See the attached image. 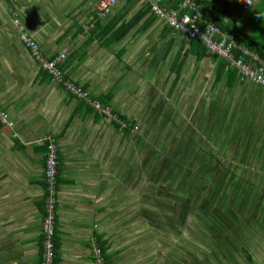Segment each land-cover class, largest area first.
Segmentation results:
<instances>
[{
	"label": "crops",
	"instance_id": "crops-1",
	"mask_svg": "<svg viewBox=\"0 0 264 264\" xmlns=\"http://www.w3.org/2000/svg\"><path fill=\"white\" fill-rule=\"evenodd\" d=\"M156 1L165 14L187 10L177 8L179 0ZM206 1L229 24L232 36L222 32L239 46L236 56L244 50L245 62L263 60L264 0ZM99 2L0 0V111L10 121L0 117V264L41 262L46 184L40 141L45 135H52L59 149L57 264H96L91 244L100 247L99 236L110 245L113 264H123L131 254L128 245L116 247L115 235L123 236L128 223L114 227L112 222L130 210L132 135L139 136L146 126L160 128L163 120L155 124L154 118H163L173 106L192 110L197 100L208 111L210 100L212 106L219 104L248 87L231 64L237 74L229 85L230 67L222 71L225 59L182 36L141 0H117L104 17L97 15ZM20 25L44 57L66 54L64 75L114 113L135 121L136 129L127 134L53 82L23 44ZM124 25L129 30L117 40ZM242 38L255 49L239 45ZM256 85L235 98L249 96L256 110H264V89ZM258 138L249 137L248 147L252 143L260 151ZM247 142L239 151L242 158ZM260 167L257 172H264Z\"/></svg>",
	"mask_w": 264,
	"mask_h": 264
},
{
	"label": "rangeland",
	"instance_id": "rangeland-1",
	"mask_svg": "<svg viewBox=\"0 0 264 264\" xmlns=\"http://www.w3.org/2000/svg\"><path fill=\"white\" fill-rule=\"evenodd\" d=\"M245 91L208 111L173 106L160 128L132 135L130 210L112 222L128 223L115 235L131 254L123 264H264V110L235 98Z\"/></svg>",
	"mask_w": 264,
	"mask_h": 264
},
{
	"label": "built area",
	"instance_id": "built-area-1",
	"mask_svg": "<svg viewBox=\"0 0 264 264\" xmlns=\"http://www.w3.org/2000/svg\"><path fill=\"white\" fill-rule=\"evenodd\" d=\"M150 10L156 15L163 17L167 24L178 31L182 36L196 39L200 41L209 51L217 56L225 59L228 64L235 66L239 70V79L243 82H251L261 86L264 89V59L256 64L245 62L244 53L237 57L234 49H239L237 43L232 41V38L226 36L222 30L217 27L211 20L203 17L199 4L192 0H182L181 8L186 12L173 11L165 14L160 7L159 1L156 0H141ZM117 0H100L97 5V15L104 17L108 15ZM21 33L20 38L23 44L31 51L32 55L41 64L42 70L47 72L51 80L55 83H61L67 92L74 97L82 98L101 116L110 118L121 126L122 129L131 128V124L120 118L113 112V109L108 105H103L99 100L90 97L89 93L82 89L71 79L65 77L61 64L66 60V54H60L53 58H46L40 52L39 45L35 39L25 32L23 26H19ZM242 50V48H241ZM252 59V57L250 56ZM0 117L5 123H10L8 115L4 111H0ZM41 144L46 145L45 150V169L44 177L46 184V203L45 215L42 224L43 248L40 264H54L55 251V234H56V207L58 202L57 176L59 166V149L56 139L52 135H45L41 139ZM93 249L96 264H111L108 263L101 248L93 241L91 244Z\"/></svg>",
	"mask_w": 264,
	"mask_h": 264
},
{
	"label": "trees",
	"instance_id": "trees-1",
	"mask_svg": "<svg viewBox=\"0 0 264 264\" xmlns=\"http://www.w3.org/2000/svg\"><path fill=\"white\" fill-rule=\"evenodd\" d=\"M135 1V0H133ZM166 0H162L163 4L165 3ZM195 2H197L200 7H201V11L203 13V16L206 17L208 20H211L213 21V23L219 27L222 31L224 32H229V35L232 36L231 34V31L230 28H229V24L227 25L223 19V15L221 13V17L220 15L217 14L216 12V8L217 6L214 5V3H212L211 1H204V0H194ZM182 3V0H179L178 3H176V6H178L177 8H179V6L181 5ZM146 10H150V8L148 7ZM208 13V14H207ZM118 24V23H117ZM122 27H125L123 28V32H120L119 35L117 36V40H119V38H121L123 36V34L129 30V28L127 26H122ZM121 30V31H122ZM235 36V35H233ZM191 41L193 42H198L200 46H203L206 50L207 48L198 40L196 39H190ZM239 45H242V44H245L246 46L250 47L251 49H255V46L252 45L248 40H246L245 38H242L241 41L238 42ZM260 50H261V54L262 56L264 55V49H262V46H260ZM223 60V59H222ZM224 62V65L222 66V71H224V68H227V67H230L229 64L223 60ZM44 71V70H43ZM226 72H230V78L232 81L229 82V85H232L233 84V76L237 74V72L230 67V69H227ZM223 73V72H222ZM66 78H68L67 76H65ZM69 79V78H68ZM242 83V82H241ZM228 85V86H229ZM71 95V94H70ZM71 97H74L73 95H71ZM95 99V98H94ZM102 103V102H101ZM115 111V110H114ZM120 116V118L124 121H127V123L131 124V128H127V129H122L124 132H126L127 134H131L135 129H136V126H137V123L131 119H129L128 117L122 115L121 113H116ZM113 124H115L118 128L121 129V126L115 122H113ZM44 150H46V145L44 146ZM44 169H45V165H44ZM59 170V169H58ZM45 178V177H44ZM44 183H45V179H44ZM57 189H58V176H57ZM46 195H47V192H46ZM98 241H99V244H100V247H101V250H102V254L105 258V260L108 262V263H111L113 264V258H114V255L112 253L109 252L110 250V245L108 244V242H104L103 240H101V237L99 236L98 237ZM58 247H59V244H57L55 242V251H56V255L54 257V264H57L58 263V258H57V250H58Z\"/></svg>",
	"mask_w": 264,
	"mask_h": 264
}]
</instances>
